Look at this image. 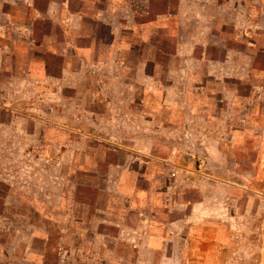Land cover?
I'll use <instances>...</instances> for the list:
<instances>
[{
    "label": "rangeland",
    "instance_id": "rangeland-1",
    "mask_svg": "<svg viewBox=\"0 0 264 264\" xmlns=\"http://www.w3.org/2000/svg\"><path fill=\"white\" fill-rule=\"evenodd\" d=\"M80 1H73L72 12L88 17L107 10L106 0H84L89 7L82 10ZM123 1L125 8L115 14L134 20L118 26V58L99 73L96 66L86 74L78 71L81 58L92 55L93 65L107 59V26L95 28L89 18L80 24L73 18L53 28L44 19L35 24L32 41L16 33L19 25L30 24L31 9H12V21L19 25L8 26L5 32L0 19V47L13 54L3 61L0 57V264H30L22 261L29 244L24 236L34 230L43 234L40 230L48 225L33 209L52 220L54 236L65 226L67 239L73 240L78 229H85L87 245L81 250L91 252L93 232L101 221L119 218L121 225H138L169 209L173 218L179 215V203L197 200L199 188L214 180L229 185L227 203L234 209H245L254 195L264 205V90L255 93L253 88L264 86V0ZM192 10L202 18L216 17L213 33L198 36L206 37L208 53L222 55L226 45L232 65L241 67L224 84L212 75H183L171 57L159 55L175 48L178 35L180 43L188 44L185 31L190 26L181 29L178 13ZM208 27L197 26L202 31ZM49 30L56 36L53 42L44 37ZM96 31L102 40L94 36ZM90 39L92 51L79 52ZM129 43L140 45L145 56L137 48L127 49ZM143 60L154 61L157 67ZM63 65L71 72L61 82L47 79L57 77ZM172 78H179L180 87ZM19 79L27 80L22 89L17 87ZM9 80L13 86L7 88ZM204 82L214 96L199 88ZM234 85L239 97L251 101L250 116L244 115V101L233 109L222 106L223 87ZM194 161L199 162L197 170ZM38 180L43 190L33 199L37 188L31 185ZM48 192L50 200L43 197ZM101 226L112 233L113 227ZM123 239L127 233L113 246L104 243L97 262L86 264H135L134 250ZM250 241L240 252L239 264L264 252V217L255 222ZM54 245L42 263L39 257L36 260L55 264ZM39 247L34 242V248Z\"/></svg>",
    "mask_w": 264,
    "mask_h": 264
},
{
    "label": "crops",
    "instance_id": "crops-1",
    "mask_svg": "<svg viewBox=\"0 0 264 264\" xmlns=\"http://www.w3.org/2000/svg\"><path fill=\"white\" fill-rule=\"evenodd\" d=\"M73 1L78 0H0V19L3 23L1 28L5 32V30H8V26L17 27V25H19L13 23L10 11L20 6L31 9L34 17L28 26L23 28L19 25L16 28V33L19 37L20 35H24L25 37L28 36L30 38L29 40L32 41L35 34L37 35V26L35 24L39 20H47L49 26L54 28L56 23H64V25H66V23H69L68 21H71L70 19L73 18L76 19L78 24H80L83 19L89 18L91 22L93 21L96 24L95 28H98V25L101 27H108L109 32H107V34L109 35L110 43L107 45V48H109V51L106 56L107 59L101 58L102 61H99L96 65L92 64V55L87 59L81 58L78 72L80 75L86 74L88 69L95 66L98 67V70H96L97 72L100 69L102 71L107 63H114L118 58V51L120 50L118 26L123 25L124 20L128 21L127 23L130 24L134 19L128 17L122 18L121 15L115 14L117 11L120 12L122 8H125V2H121V0H106L105 3L103 2L107 9L105 12L99 11L100 14L88 17L82 11H79V13L72 12ZM81 1L83 4L81 3L80 10L89 7L85 6L84 0ZM79 3L78 5H80ZM179 13L178 20L181 29H183L182 27L184 26L188 28L190 26L189 30L185 31L187 41L189 42L188 44L180 43L178 35L174 46L175 48L171 49L170 53L161 51L159 55L161 57L167 55L171 57V59L175 61L177 70L183 75L197 74V76L201 77H209L212 75L215 81L224 84L226 79L232 78L231 73L233 70L237 72L241 69L240 65H232L233 60L230 55V47L225 45L222 55L221 52H219L216 57L208 53L209 46L204 41L206 37L203 36V38H198L199 35H211L213 33V28L216 27V17L202 18L193 10L184 14L180 11ZM66 16L68 17L67 20ZM145 23L146 22H143L139 24V26H143ZM201 23H207L210 27L206 28L204 31L201 29L198 30L197 26ZM131 28L132 27H129L128 29L131 30ZM222 30H225V28L223 27ZM91 36L92 34H90V37ZM94 36H96L99 41L102 40L100 32H94ZM44 37L51 42L56 40L55 34L50 30L47 32V37L46 35ZM90 40L89 45L81 47L78 51L89 54L94 46L92 43L93 40ZM140 41L143 44L145 43L144 36ZM127 47V49L137 48L139 53L145 56V51L140 45L129 43ZM53 54H55V50H53ZM12 55L11 50L0 47L1 61L4 60V56L8 58ZM142 63L152 64L153 68L157 67L154 61L143 60ZM254 65L255 60L251 59L250 65L248 66L250 72L253 71ZM70 72L68 66L63 65L57 77L49 75L47 79L61 82L64 75ZM216 74L220 75V79L213 77V75L216 76ZM150 79L152 81V75ZM32 80L37 81L36 79ZM171 80L175 81L177 87H180L179 78H172ZM64 83H66V81ZM25 84H27V80L23 79L17 82V87L22 89ZM28 84L33 85L35 88L37 87V85L32 82ZM208 85L209 84L204 82L199 85V88L203 90L207 96H214L215 93L209 89ZM11 86H13V84L9 80L6 87L10 88ZM63 87H66V85L60 86V89ZM253 88L255 93L259 90H264V86ZM238 89V86L235 85L232 88H228L227 86L223 87V92L221 94L223 95L224 99H222L224 102L222 106L228 105L229 109H233L237 102L241 101V103H243L242 101H244L245 103L243 106L247 109L244 115L250 116V106L252 103L251 101L249 103L247 98L246 100L241 96L239 97ZM255 99L257 101L256 97ZM227 100H229V102H227ZM261 105L263 106L264 104ZM37 183L31 185V187L37 188L35 194L32 195L33 199H38V196H41L39 190H43L39 180ZM229 190L230 187L225 181L214 180V183L199 188L197 191V200L179 203L176 209L179 215L173 218H169L168 213H172V210L169 209L164 212L167 215L157 216L153 214L148 220H140L138 225H121L119 223V218H117V222L109 223L108 221H101L99 223L100 226H96L93 232L94 235L92 238L94 245L92 246L91 252L81 250L82 244L85 243V245H87L82 234L85 233V229H78V234L73 237V240L67 239L68 228L65 226L62 228L58 227L60 234L54 236L51 232L55 227L52 220L38 209H33L35 215L40 217L43 216L47 219L48 225L46 229L40 230L43 234L37 233L38 230L32 232L29 230L30 233L24 236V240L29 243L25 248V256L32 255L34 257L31 259L26 256L22 261L28 259L30 264H41L46 254L51 251L53 243H55V264H86L91 261L97 262L98 252L103 249L104 243H110L113 246L114 242H118L122 234L127 233V240H124V238L122 241L126 242L134 250L135 264H239V260L242 258L240 257V252L251 245L250 239L253 234L255 222L264 217V205L262 201L254 195L248 197V203L245 209H234L233 204L229 205V203H227ZM43 197L46 200L51 199L49 192L47 195L43 194ZM254 203L257 205L255 208H253ZM80 222H82L81 219ZM80 222H78V224H82ZM103 224L113 227L112 233L108 232L107 228L101 226ZM162 241H165V247L162 246ZM34 242L39 243V250L34 248ZM37 257H39L41 263L36 260ZM245 261L244 264H264V252L256 256L255 260Z\"/></svg>",
    "mask_w": 264,
    "mask_h": 264
},
{
    "label": "water",
    "instance_id": "water-1",
    "mask_svg": "<svg viewBox=\"0 0 264 264\" xmlns=\"http://www.w3.org/2000/svg\"><path fill=\"white\" fill-rule=\"evenodd\" d=\"M184 159L186 161H188L190 159V157L189 156H186V157H184ZM192 167H193L194 170H197L198 167H199V162L198 161H194L193 164H192Z\"/></svg>",
    "mask_w": 264,
    "mask_h": 264
}]
</instances>
